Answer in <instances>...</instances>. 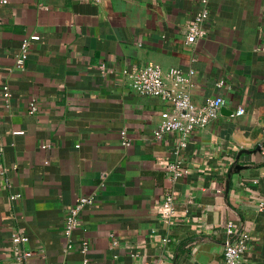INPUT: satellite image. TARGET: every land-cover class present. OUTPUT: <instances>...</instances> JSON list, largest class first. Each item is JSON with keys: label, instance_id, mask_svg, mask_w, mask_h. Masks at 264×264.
Returning a JSON list of instances; mask_svg holds the SVG:
<instances>
[{"label": "crops", "instance_id": "crops-1", "mask_svg": "<svg viewBox=\"0 0 264 264\" xmlns=\"http://www.w3.org/2000/svg\"><path fill=\"white\" fill-rule=\"evenodd\" d=\"M201 7L0 0V264H224L229 222L251 237L245 264H264V0H209L207 34L189 44ZM147 64L182 71L197 105L225 100L184 147L156 137L168 103L130 87ZM79 197L94 201L67 236ZM15 235L38 256L19 263Z\"/></svg>", "mask_w": 264, "mask_h": 264}, {"label": "built area", "instance_id": "built-area-1", "mask_svg": "<svg viewBox=\"0 0 264 264\" xmlns=\"http://www.w3.org/2000/svg\"><path fill=\"white\" fill-rule=\"evenodd\" d=\"M2 2L7 3V0H2ZM208 3L209 0H201L202 7L187 23L186 39L189 44L197 42L207 34L205 24L209 16ZM30 50L31 44L28 39H25L20 53L15 58L14 69L16 71L24 72L27 69ZM100 68L105 70L106 66L101 64ZM128 75L132 91L147 97L160 98L168 103L170 108L163 111L161 115L156 137L162 138L169 134L181 135L183 142L180 144V148L186 146L192 136L215 120L220 113V109L225 105V100L220 97L209 99L203 105L195 104L188 91L184 88V84L188 81L187 76L179 69H170L165 72L159 65L147 64ZM2 95L8 105L11 98L8 86L3 87ZM37 111L38 106L35 103H31L29 112L34 114ZM242 114L243 110H239L236 115L240 116ZM168 171L172 173L173 177H178L182 174L175 164L170 165ZM93 201L91 197H79L76 204L68 211L65 220V234L67 236H70L79 226L83 208L91 205ZM163 206L170 213L174 212L172 198H167ZM226 231L233 238L225 245L223 263L245 264L251 237L248 234L237 233L232 222L227 223ZM26 241L27 239L20 235H15L14 237L13 251L19 263H25L38 256V252L34 250L21 248V245L26 243Z\"/></svg>", "mask_w": 264, "mask_h": 264}]
</instances>
